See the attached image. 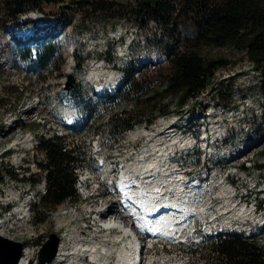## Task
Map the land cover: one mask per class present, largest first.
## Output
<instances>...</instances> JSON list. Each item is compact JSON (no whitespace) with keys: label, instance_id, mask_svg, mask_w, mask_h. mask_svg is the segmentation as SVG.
<instances>
[{"label":"rangeland","instance_id":"rangeland-1","mask_svg":"<svg viewBox=\"0 0 264 264\" xmlns=\"http://www.w3.org/2000/svg\"><path fill=\"white\" fill-rule=\"evenodd\" d=\"M77 1L79 0H64L61 6L68 9L60 10L53 6H46L43 13H38L39 15L50 16L56 29L55 33H51L55 36L51 38V34H49V39L46 42L58 48V57L52 60L46 69L34 62L23 59L15 65V68L11 69L12 62L9 60H12V56H17L18 59L20 57L18 51L21 42L13 39L12 35V31L18 26L4 32L0 31V164L2 163L10 171L18 174L19 180H26L19 181L10 176L5 177L4 183L0 184V202L2 205L11 202L14 203V210H17L16 208L25 210L38 203L39 195L42 193L43 180L38 182L40 173L34 160L41 161L44 160V157L35 151L34 146L39 138H50L55 134L64 135L67 144L73 149L77 158L81 160L78 170L83 166L95 168V163L92 162V149L97 142L102 146L103 157L115 158V160L118 157H123L121 160L130 158L132 147H140L142 151L147 152L144 154L145 160L140 162L130 161L122 167L123 173L126 176H134L139 179L144 174L148 175L144 171H139V165H149L152 161L153 163L159 162L158 168L153 171L156 174L153 177L159 179L161 176L167 177L173 164L169 167L165 166L169 163L162 162L161 158L152 159L154 158L152 153L159 154L161 151L163 154H171V146L179 143L180 149H184L181 153L184 156L189 150V144L187 143L189 140L186 137H192L191 132H195L199 137L206 136L204 134L206 132L215 140L224 137V131H227V135L231 136L229 141L231 146L226 151L232 150L231 156L235 153H239L241 156L238 157L237 161H230L229 158L223 156L219 171L230 168V173L234 174L235 171L239 170V167L243 166L249 179H255L258 185L253 189L250 182L249 188L254 190L251 192L239 189V185L245 182L243 181L245 180L244 173L239 172L238 176L241 177V180L237 182L235 188L239 193L248 196V204L254 203L255 200L257 202L264 200V95L259 89L263 85V81L252 72L250 64L231 49H202L205 58H225L231 64L225 70H218L214 77L215 85L201 95L198 104L190 103V107L182 113L174 111L166 117L159 118L150 126L136 125L124 136L116 138L114 137L115 133H111L116 131L108 118L115 114V110L116 112H121L123 109L129 110V106L125 103L121 105L112 104L107 109H97V116L93 121L88 122L85 129H80L78 125L72 130L64 131L60 128L59 125L62 124L64 115L60 116L59 113L63 112V107L55 103L57 96L62 101L71 102L70 105H74V109L80 112H83L80 102L89 104V102L94 103L99 100L92 88V86L98 85L96 84L97 79H84L95 64H100V66H96L101 71V75L97 76L100 81L105 82L106 85L113 84V86L121 83L123 73L118 66H128L130 57H128V61L120 60V48L118 47L120 37L127 39V41L133 40L128 48L131 58L137 60L140 56L146 57L148 54L156 52L159 55L145 58V61L149 59V62H154L155 58L163 59V50L166 45L170 46L171 40L180 41L182 36L192 35L194 32L189 24L181 21H175L177 22L176 25L174 22L166 33L165 28L152 21H148L147 27L139 28L132 18L97 19L91 15L83 17L75 10V2ZM109 1L128 4L132 0ZM56 12H65L64 14H66L65 17L61 18V22L58 24L59 27L54 22ZM21 27H25V23H21ZM58 28H60L59 32H57ZM84 28L87 29L84 30ZM75 54L80 58H87L81 69L75 67L77 65V59L74 58ZM137 66V63H135L134 69ZM150 67V63H147L143 69L140 67L138 70L142 74L155 75L156 73L152 72L154 70ZM167 68L168 64L166 62H156L155 70L157 74L163 75ZM69 76L74 78L72 89L66 87ZM226 86L229 89L232 86L233 90L227 107H224L222 104L211 100V97L220 89L227 90ZM100 100H103V98ZM191 109L193 112H191ZM36 113L38 116H36ZM36 117L39 118L38 121H36ZM190 119H192V123L197 121L200 125L197 128L187 126L186 123H189ZM174 128L178 132L185 129H190L191 132L182 138L178 135V132H172ZM217 144L220 146V143ZM8 150H10L9 154H3ZM247 150L250 151L247 152ZM244 151H246V154ZM245 160L247 163H243ZM161 163L165 164L164 167ZM22 165H24L22 167L24 169L23 174L18 173ZM187 165L184 169H192V165L189 166L188 163ZM27 167L29 171H25ZM236 167L237 169H235ZM28 178H30V182L27 181ZM80 185L78 188L82 191V194H79L77 202H66L61 205L51 214L46 223L38 225L32 223L31 215L29 223L21 225L20 222H17L16 229L8 222L0 228V236L22 243L24 246L23 251L25 248L30 251V264H39L38 252L50 234H57L61 240L67 243L61 251V255L64 254V256L60 255L59 258L49 264H81L83 257L88 255L84 251L88 248V244L89 249L94 251L93 255L97 254V249L99 252L101 251L99 247L97 248L96 244H99L98 242L107 243L109 247L115 245L114 242L106 240L105 233L102 230L98 233L97 228L95 230L84 229L82 227L84 224L81 223L90 219L92 211L102 210L101 208H105L106 205H109L108 208L111 209L114 203H110L108 197L103 200L95 197L100 192H95V190L92 191V194L90 193L92 195L90 198L84 199L86 193L83 189H80ZM224 186H219L214 190L213 196L216 198V205L222 208L226 217L233 219L238 216L242 218L246 215L243 204H239L238 208L232 206L233 210L231 211H229L230 209H227V212L225 211L226 202L224 198H221V190ZM186 187H189V185ZM191 188L190 186L188 189ZM225 188H229L228 184ZM230 191L233 197V191L231 189ZM206 203L208 206L209 200ZM2 205H0V217L5 218L0 219V223L7 220L11 215L3 213ZM188 205L193 206L189 202ZM239 208L243 209V215H236L237 212L234 209ZM246 208H250V205ZM258 215L264 217V206H262V210ZM258 222L262 224L263 221L259 220ZM239 225L244 226L242 223ZM253 229L258 242L264 244V227H253ZM86 236L87 238H85ZM72 238L74 239L72 240ZM76 244L84 245L82 247L84 250L81 248L76 249ZM210 246L209 244L207 247L176 256L168 263L211 264L209 257L213 256V253ZM173 253H177V251ZM105 257L108 258L109 255ZM89 259L90 261H86L85 264H92L94 260L91 259V256ZM100 259L102 260V258ZM104 260L102 263H104Z\"/></svg>","mask_w":264,"mask_h":264},{"label":"trees","instance_id":"trees-1","mask_svg":"<svg viewBox=\"0 0 264 264\" xmlns=\"http://www.w3.org/2000/svg\"><path fill=\"white\" fill-rule=\"evenodd\" d=\"M63 2L0 0V31L21 27V23H24L20 21L22 17L43 13L46 6L68 9L61 6ZM75 10L83 17L91 15L97 19L132 18L139 28L147 27L148 21H152L165 28L166 33L175 21L189 24L194 30L192 35H184L180 41L171 40L170 46H165L162 61L168 64V68L163 75L157 74L156 68L152 71L155 75L142 74L138 68L134 69L133 60L125 68L124 78L113 97L106 95L107 99L89 104L80 102L86 118L92 120L97 116V109H107L112 104H127L129 110H115V114L108 118L115 128L116 132L111 133H115L116 138L124 136L122 133L136 125L150 126L174 111L182 113L190 107V103H199L201 95L215 85L216 72L227 69L231 64L225 58H205L203 48H227L241 55L252 67V72L263 81L259 89L264 95V0H132L128 4L109 0H79L75 2ZM62 13L54 14V22L58 27L61 18L66 15ZM46 40L35 47V63L43 69L58 57V48ZM18 54L23 60H31L28 46L20 48ZM74 57L77 59V68L81 69L85 58L76 54ZM232 90V86L227 90L220 89L211 100L227 107ZM188 122L191 127L199 124L197 121L192 123V119ZM34 148L44 157L41 161L34 160L40 173L38 182L44 180L45 186L38 203L31 206L32 223L38 225L46 223L51 214L64 203L77 202L75 174L81 160L67 144L64 135L39 138ZM0 166V184L4 183L6 176L19 180L18 174L2 163ZM22 171L24 173V169ZM25 171H29V168H25ZM27 181L30 182V178ZM210 248L213 253L209 257L211 264H264V244L258 242L256 236L245 238L238 234H223L218 236Z\"/></svg>","mask_w":264,"mask_h":264},{"label":"bare ground","instance_id":"bare-ground-1","mask_svg":"<svg viewBox=\"0 0 264 264\" xmlns=\"http://www.w3.org/2000/svg\"><path fill=\"white\" fill-rule=\"evenodd\" d=\"M158 60H159L158 58H155L154 62H149V59H148L145 64L150 63L151 65L150 68L155 69L156 62H158ZM97 65L100 66V64H95V66L86 74L84 79H87V80L97 79L96 84L98 85L95 87L92 86V88H93L95 95L100 100L102 98H105L106 95H109V96L114 95L115 90L119 84L117 86H113V84L106 85L105 82L100 81L97 76L101 75V71L96 68ZM118 67H119V70H121V72L124 75V70L127 66L119 65ZM125 133H122V134H125ZM250 150H247V152H249ZM244 152L246 154V151ZM239 158H236L233 161H237ZM158 163L156 162L153 163L152 161L149 165L148 164L139 165L140 166L139 171H144L145 173H148V175L144 174L139 179H137L134 176L129 177L125 175L126 177L122 179V181H125V179L128 180L130 184H134V182L138 183L136 184V186L129 188V190L131 192H134V191L143 192L146 195H148L149 198L152 200V201H149L148 199H146L147 200L146 209L141 210L140 212L143 214L147 213V211L155 212L154 207L156 204L161 203L162 205L161 209H163L165 208L164 205H166L167 202L168 203L176 202L178 203L177 206H179L180 209L175 214H172V216L176 215L178 218L179 217L185 218L191 215L193 219L197 218L198 217L197 216L198 206H196V204L198 205L199 200L194 195L195 191H192L190 195L195 199L196 204L194 203V200H192V197L184 195V194H183L184 196L180 195V192L184 191L183 187H181L177 182H174L169 176L167 177L161 176L159 177V179H156V177H153V175H156L153 171L154 170L156 171V169L158 168ZM161 164L164 167L165 164L163 163ZM165 166L169 167V165H165ZM76 173H78V168L76 169ZM79 184H81V182L80 180H77L76 188L78 191H79V188H78ZM144 196L145 195H143V198ZM221 198H224L226 202L225 211L227 212V209H230L229 211L233 210L232 209L233 204L232 202H230V198H232L230 188H222ZM188 202L192 203L193 206H188ZM111 208H114V206ZM234 211L237 212L236 215H243L245 210L243 211L242 208H239V209H234ZM111 212H113L112 209H108L104 213V216H103L104 218L103 219L101 218V221L103 222V228L101 230L102 232L105 233L104 236L106 237V240L110 242H114L115 245H111V247H109L107 243L104 244V242L102 241L98 242L99 244H96V245H97V248L99 247L101 249V251L99 252L97 249L96 250L97 254L95 255H93L94 253L93 249H89V244H88V248H86L85 250L82 248L84 247V245H77V244L75 245L76 249L81 248L85 251L86 254L88 253V255L91 256V259L94 260L92 261V264H98V263L99 264H164V263L169 264L168 262H170L171 259L176 256L184 255L189 252H192V250L204 248V247H207L209 244L210 245L212 244V242H209L208 240H206L204 234L200 236L195 235V237H198L195 239L191 238L189 235L194 232L195 230L194 228H187L185 229V231H183L182 236L180 237L185 236L187 238V241L182 244H175L174 240L164 239L160 236L151 237L147 233L138 232L132 225L133 221L130 218L125 217L123 213L121 214V217L118 218V217H112L111 216L112 214H110ZM132 212L133 210L131 209L129 213L132 214ZM154 214L157 215V212ZM109 217H112V218L109 219ZM161 217L167 219L169 216L163 213ZM149 220L151 223L154 221L153 219H149ZM175 226H176L175 229L171 231V233L173 234L177 233V230H178L177 227H179L178 224H176ZM230 230H232V228H230ZM126 235H130L129 239L127 238ZM73 239L74 238H72V240ZM196 241H199V242H196ZM60 242L61 243L59 245V251H58L57 258L60 257L61 251H63L67 243L66 241L64 242L63 240H61ZM174 251L175 252L177 251V253H173ZM106 255H109V257L106 258L105 257ZM61 256H64V254H62ZM29 258H30V251L25 248L22 259L20 260L19 264H26L29 261ZM100 258H102V260ZM103 259H105L104 263H102Z\"/></svg>","mask_w":264,"mask_h":264},{"label":"water","instance_id":"water-1","mask_svg":"<svg viewBox=\"0 0 264 264\" xmlns=\"http://www.w3.org/2000/svg\"><path fill=\"white\" fill-rule=\"evenodd\" d=\"M36 14L38 13H32L28 17ZM66 87L67 89L74 87V78L72 76H69ZM59 245L60 237L57 234H50L38 252L39 264H49L54 261L59 251ZM23 249L22 243L0 236V264H19L23 256Z\"/></svg>","mask_w":264,"mask_h":264},{"label":"built area","instance_id":"built-area-1","mask_svg":"<svg viewBox=\"0 0 264 264\" xmlns=\"http://www.w3.org/2000/svg\"><path fill=\"white\" fill-rule=\"evenodd\" d=\"M179 236H182V233H180ZM164 264H166V263H164Z\"/></svg>","mask_w":264,"mask_h":264}]
</instances>
